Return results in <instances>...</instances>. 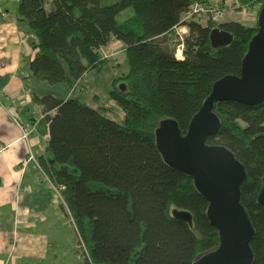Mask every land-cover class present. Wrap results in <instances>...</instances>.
I'll return each instance as SVG.
<instances>
[{
  "label": "trees",
  "instance_id": "16d2710c",
  "mask_svg": "<svg viewBox=\"0 0 264 264\" xmlns=\"http://www.w3.org/2000/svg\"><path fill=\"white\" fill-rule=\"evenodd\" d=\"M192 2L21 0L18 5L17 24L37 50L30 72L44 85L33 94L43 113L39 133L49 135L39 164L60 191L85 264H193L219 245L208 201L192 178L165 163L155 130L161 120L173 118L187 132L214 83L241 74L257 25L185 20ZM239 2L260 5L259 15L264 0ZM181 26L187 28L183 36ZM214 28L231 33L233 42L214 49ZM113 40L123 43L129 65L110 91L111 107L124 112L122 122L72 95L47 92L45 84L72 88L106 62L101 49ZM215 112L222 124L207 143L227 147L245 165L241 203L256 231L253 264H264V204L258 201L264 184V102H218Z\"/></svg>",
  "mask_w": 264,
  "mask_h": 264
},
{
  "label": "crops",
  "instance_id": "0c3cea01",
  "mask_svg": "<svg viewBox=\"0 0 264 264\" xmlns=\"http://www.w3.org/2000/svg\"><path fill=\"white\" fill-rule=\"evenodd\" d=\"M20 1L0 0V264H77V247L70 237L71 232L76 235L74 226L62 208L59 189L39 164L49 135L39 133L43 113L33 94L44 85L30 72L37 50L27 30L17 24ZM209 3L223 10L221 23L257 25L258 4ZM124 50L122 42L113 40L101 55L109 59ZM64 245L67 254H62Z\"/></svg>",
  "mask_w": 264,
  "mask_h": 264
},
{
  "label": "water",
  "instance_id": "95a60500",
  "mask_svg": "<svg viewBox=\"0 0 264 264\" xmlns=\"http://www.w3.org/2000/svg\"><path fill=\"white\" fill-rule=\"evenodd\" d=\"M210 39L212 47L218 49L230 45L233 35L214 28ZM119 88L126 90L124 84ZM225 101L249 106L264 102V3L241 74L226 75L214 83L185 134L173 118L161 120L155 130L156 145L163 160L172 169L193 179L195 189L209 203L207 216L219 233V245L193 264H253L255 258L252 241L256 231L241 203V188L247 179L245 165L227 147L207 143L222 124L215 105ZM258 201L264 204V184Z\"/></svg>",
  "mask_w": 264,
  "mask_h": 264
},
{
  "label": "rangeland",
  "instance_id": "374dc122",
  "mask_svg": "<svg viewBox=\"0 0 264 264\" xmlns=\"http://www.w3.org/2000/svg\"><path fill=\"white\" fill-rule=\"evenodd\" d=\"M118 0H103V4L110 5ZM131 14V10H126L118 16L119 21L124 20L128 15ZM206 23L205 20H201ZM179 32V30H178ZM178 50V49H177ZM129 71V65L127 62L126 54L124 51L117 54L113 58H109L101 64L98 68L91 70L81 79V81L74 87H69L66 85L49 86L47 84V92H51L59 97H66L72 95L75 98H79L82 102L87 104L89 107L102 110L109 118L115 120L116 122H122L124 118L123 110L114 105L115 102L110 97V91L112 90V83L114 78L127 74ZM67 223L72 227L69 219L67 218ZM73 231V230H71ZM71 239L75 240V245L77 247L75 253L77 254V264L84 263V251L79 246L77 242V236L70 235ZM62 254L69 253L66 246L63 247Z\"/></svg>",
  "mask_w": 264,
  "mask_h": 264
},
{
  "label": "built area",
  "instance_id": "2783aa9c",
  "mask_svg": "<svg viewBox=\"0 0 264 264\" xmlns=\"http://www.w3.org/2000/svg\"><path fill=\"white\" fill-rule=\"evenodd\" d=\"M223 18V10L217 5L209 3V0H193L190 12L185 17V20L190 19H207L211 23H221ZM185 26H181L178 28L179 34L181 36L185 35ZM177 58H183V45H180L177 50ZM27 133H25V137H27Z\"/></svg>",
  "mask_w": 264,
  "mask_h": 264
}]
</instances>
